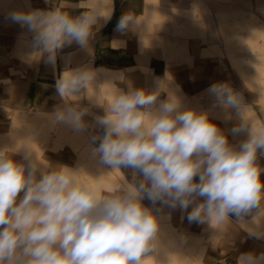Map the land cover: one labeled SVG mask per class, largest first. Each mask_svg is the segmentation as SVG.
I'll use <instances>...</instances> for the list:
<instances>
[{"label":"clouds","instance_id":"1","mask_svg":"<svg viewBox=\"0 0 264 264\" xmlns=\"http://www.w3.org/2000/svg\"><path fill=\"white\" fill-rule=\"evenodd\" d=\"M87 5L88 0L53 10L29 5L9 11L7 19L32 33V58L54 65L58 52L73 42L87 49L98 18H111L112 3L107 15L101 14L102 6ZM65 7L85 10L74 17ZM127 30L144 31L133 13L117 24V31ZM97 74L88 66L61 74L55 87L64 104L48 117L53 124L77 132L89 127L84 120L89 110L71 97L81 99L90 85L98 88ZM207 91L226 121L235 111L239 123L231 135L247 132L246 139L230 143L210 112L186 107L168 80L157 81L153 91L118 89L107 105L89 98L103 109L94 116L103 134L92 137L99 143L91 155L124 177L111 194L97 197L80 184L81 169L54 166L27 143L12 153L0 148V264H142L148 256L163 264L167 256L160 250L161 225L169 218L162 214L165 207L186 211L190 222L207 223L220 236V226L233 225L235 216L250 236L264 239V168L257 162L264 156V132L255 133L244 119L248 107L229 84L214 83ZM161 92L166 99H159ZM24 139L34 141V136ZM21 151L23 159L17 161L14 156ZM122 169L131 170L130 176ZM145 199L160 209L146 207ZM253 210L251 225L245 224L244 216ZM237 264H264V253H242Z\"/></svg>","mask_w":264,"mask_h":264},{"label":"rangeland","instance_id":"2","mask_svg":"<svg viewBox=\"0 0 264 264\" xmlns=\"http://www.w3.org/2000/svg\"><path fill=\"white\" fill-rule=\"evenodd\" d=\"M40 1L45 8L39 5L38 0H16L17 4L21 5L18 8L21 9H26L30 5L31 9L51 10L47 9L53 6L49 0L48 2H46V0ZM10 2L11 0H0V6L6 10ZM204 2L208 7V12L205 13L197 9L195 13L196 18L205 25L207 38L211 37V39L203 40L199 34L186 35L180 30L157 29L159 34L171 39L176 38L177 40H181L188 37L189 52L192 55L191 62L185 57L180 59L167 58L165 55L158 52V47L154 44L147 43L142 38V34L147 32V30L143 32L134 31L133 33L136 36L134 39L130 32H120L112 38L115 42H118L119 45H110L121 48L124 54L135 53L136 55L143 56L148 61L152 59L157 60L163 69L164 80L175 81L176 75L178 73H183L181 76L184 79L183 81L186 82V86L183 87L182 90L186 94L195 95L202 101L203 105L208 107L213 106L214 98L208 91H204L206 86L200 81H229L238 88L235 92L241 95L242 100H245V96L257 114L260 115V112L264 111V95L256 89L246 86L242 81L244 72H238L237 65L233 63V59L234 57L239 58L242 56L245 58L247 56V51L242 47L244 42L247 43L249 42L248 40H250L252 41L251 43H255L264 39V20L260 17H264V0H204ZM109 11L110 8L101 10V14L107 15ZM7 13L8 12L0 11V16L10 21L7 19ZM176 18L185 19L186 16L180 14L176 15ZM11 23L16 29L18 36L25 34L26 37L31 39L29 42H32V33H30L26 27H22L17 23ZM211 28L213 29L210 30ZM17 40H20V37H17ZM130 41L135 43L137 48L131 50L124 46ZM34 50L35 49L32 48L29 55H26L23 52L15 53V48L13 47L11 56L26 62H32L35 60L31 55ZM210 64L215 66H210ZM50 66L55 69V64H50ZM142 69L147 71L145 67H142ZM252 69L253 67L250 66L247 69L249 72L244 73V75H248L247 79L251 78L252 82L256 81L264 84V75L256 76ZM29 73L34 75L31 71ZM102 73L109 79H112L113 76H115V78L120 76V72H111L113 76L107 74L105 70H102ZM251 76H254L256 80H253L254 77ZM146 83L150 84L148 91H153L157 87V82L151 77L148 79L146 78ZM117 88L123 90L118 86ZM117 88L112 87L108 90L111 99L109 103L112 102L116 95L118 91ZM30 91L34 92L33 89H30ZM100 98L103 99L104 97L97 96V99ZM71 99L74 100L73 103L78 104L80 108L88 109V105L91 102L86 96H83L81 99L78 97H71ZM104 99H108V97ZM182 100L186 107L195 108V101L185 97H182ZM52 108V105L44 104L42 107L26 109L21 107L20 101L0 99V132L7 137V151H19L26 143L37 156L43 153L47 148L51 150L64 148V161L61 165H66L72 169H81L78 174V180L81 185L86 184L97 197L102 196L106 188L115 189L116 186L124 180V177L119 170L109 172L111 169L107 166L100 165L98 159L92 157L91 149L98 145L96 142L93 144L94 146H92V148L80 147V145H74L73 142L71 143L74 136L67 131L62 134H60V130L57 128H55V130L48 128L47 132L44 131L46 125L51 121L48 117L55 112ZM210 118L213 119V122H215L226 135L227 133H231L230 130L235 126L231 120L226 121L214 115H210ZM145 119L146 123L151 124L150 119ZM250 121L253 123L255 119H250ZM53 125L57 126V124ZM29 135L34 136V141L31 139H24V137ZM0 137L2 140L3 137ZM67 137L71 140L69 141ZM77 141L78 144H80L79 138H77ZM84 145L85 143H83V146ZM0 146H3L2 142H0ZM20 154L23 155V151H21ZM257 162H260V158H258ZM255 211L256 210H253L254 213ZM163 212H166L165 216L169 217L166 210H163ZM243 219H246V217ZM165 220L168 222L169 218ZM162 223H164V220ZM244 223L251 225V223H246L245 220ZM213 224L215 225V221ZM204 226L207 228L205 227L206 229L199 234L189 233L184 229L177 230L173 225H171V228L161 227V255L167 256V260L164 261L163 264H237V258L244 252L231 249V247L235 245L232 241L228 249H226V247H220L218 249L219 253L217 254V247L215 245L216 240L211 234L212 227L208 224ZM241 226L246 227L245 225ZM185 237H188V243L183 246L178 243L181 242L178 241V239ZM210 253H213V256H211ZM146 259L149 260L148 264H161V261L154 259L153 256L144 258L142 264H146Z\"/></svg>","mask_w":264,"mask_h":264},{"label":"crops","instance_id":"3","mask_svg":"<svg viewBox=\"0 0 264 264\" xmlns=\"http://www.w3.org/2000/svg\"><path fill=\"white\" fill-rule=\"evenodd\" d=\"M52 3V8H47L53 10L55 7H64L65 3L69 5H78L81 0H49ZM40 6H45L40 0H38ZM112 3V13L111 18L107 21L103 17L98 18V27H93V37L89 41V47L83 48L80 45L73 42L69 46H65L57 54V59L55 61V69L46 62V59L40 58L35 59L32 62H26L11 56V51L13 47L15 48V53H25L29 55L33 46L29 41L30 38L26 37L25 34L18 36L16 29L13 27L10 21L6 18L0 16V99H11L14 101H20L21 107L26 109H32L37 107H42L46 102L48 97L51 95H57L56 92V81L60 78L61 74L67 69H76L84 66H88L94 70H98L97 78L101 76L102 70L104 69L107 74L111 72H120L119 77L123 79H114V83L127 91L129 86L134 88H143L148 90L150 84L146 83V78L151 77L155 82L164 80V73L161 65L155 59L147 60L143 56L133 54H124L123 50L119 47H113L112 45H119L112 38L119 34L121 31H117V24L120 18L126 13L135 14L136 23L138 26L144 30H147L142 34V38L149 44H154L158 47L161 54L165 55L167 58H188L191 62L192 55L189 52V40L188 37L184 39L177 40L176 38H169L157 32V29L164 28L165 30L173 31H183L186 35L199 34L202 39H211V37L206 36L205 25L201 23L196 18L195 11L198 9L202 12L207 13L208 7L206 6L204 0H88L87 7L92 6H102L100 10L111 9ZM253 5V4H252ZM21 5H18L16 0H11L7 9H3L0 6V11L9 12L13 9H17ZM252 7V6H251ZM254 7V6H253ZM64 11H67L71 16L80 15L85 9L79 7H65ZM220 10V9H218ZM251 10V8H250ZM252 11V10H251ZM255 12V11H254ZM217 13V12H216ZM185 15V19H178L176 15ZM103 15V14H102ZM260 16V15H259ZM263 20L264 17L260 16ZM208 25V24H207ZM211 28L210 30H212ZM133 35V39L136 37L133 33L134 30H127ZM20 37V40H17ZM121 45V44H120ZM132 41L128 42L124 46L128 49L137 48V45ZM210 66H215L210 64ZM145 67L147 71L143 70ZM33 72L32 75L29 72ZM183 73H178L176 75L175 81H169L172 89L177 90V94L182 98H188L189 100L195 101V108L197 110L209 111L210 115L220 117L224 119V112L219 108H213L203 105L202 101L195 95L186 94L182 88L186 86V82L182 78ZM206 86L204 91L214 83H227L234 91L238 88L235 84L229 81L225 82L223 80H210V81H200ZM36 88V89H34ZM33 89L34 92H31ZM88 97H87V96ZM87 99L95 98L97 96L101 97L98 93V89L95 87L88 88L86 93ZM84 96V97H85ZM167 97V93L162 92L159 96L160 100H164ZM244 105L248 108L244 113V119L251 122L250 119H255L252 124L253 131L255 133L264 132V111L260 112V115L254 110V108L247 101L244 96ZM100 104L107 105L110 104L106 99H97ZM107 101V102H105ZM89 114L86 115L85 122L89 125L88 129L94 136L102 135L103 129L95 126L94 116L102 115L103 109L99 106L93 105L91 102L88 105ZM231 122L235 125L239 123V119L236 116L235 111H232ZM225 120V119H224ZM230 143L237 145L239 142L247 138V132L232 136L231 133H227ZM0 136L3 139L0 141L3 146L0 148H7L6 135L0 132ZM5 136V138H4ZM1 138V137H0ZM98 144L99 141L97 140ZM8 150V148H7ZM10 153L15 152L9 150ZM40 159H44L50 162L52 165H61L64 161V148L61 149H46L43 153L38 156ZM260 162L258 163L261 168H264V156L259 157ZM14 159L21 161L23 155L16 154ZM125 175L130 176L129 169H122ZM261 180H264V173L261 174ZM115 189H105L103 195L111 194ZM146 207H155L160 209V205L157 204L153 206L150 201L145 199L143 201ZM166 210L169 216V221L164 219L161 227L171 228V225L175 226L177 230L184 229L189 233H202L207 227L204 226L207 223L190 222L187 219V212L181 211L179 208L170 209L163 208ZM191 211V207L188 209ZM166 212H163L165 216ZM248 215L244 216L247 217ZM233 225H221L223 235L220 236L218 230L212 228V237L216 240V252L219 253L220 247H226L228 249L232 241L235 243L231 249L238 250V252L244 253H254L257 254L264 251V239H256L250 236L248 232L242 228L241 225L235 223L236 217L232 216ZM206 227V228H205ZM179 244L185 246L188 243V237L178 239ZM213 256V253H210Z\"/></svg>","mask_w":264,"mask_h":264},{"label":"bare ground","instance_id":"4","mask_svg":"<svg viewBox=\"0 0 264 264\" xmlns=\"http://www.w3.org/2000/svg\"><path fill=\"white\" fill-rule=\"evenodd\" d=\"M249 36V35H248ZM246 37V35H245ZM244 37V38H245ZM250 37V36H249ZM249 42H244V44L242 45V47L244 48L245 51H247V56L244 58L242 57H234L233 59V63H236L237 68H238V72H249L247 69L248 67L252 66L253 67V72L256 76H261L264 75V39L257 41L255 43H251L252 41L248 40ZM55 67V66H54ZM104 70V69H103ZM242 76V81L246 84L247 87L256 89L258 92L263 93L264 95V84L258 83L256 81L252 82V79H247L248 75H244ZM113 76V75H112ZM254 77V76H251ZM114 79L115 76L112 77V79L107 78V76L105 74H102L101 76H99L96 79V83L99 84V87L97 88L94 85H90L89 88H93L95 87L96 89H98V93L100 94L101 97H108V99H106L108 102L111 101L110 96L108 93V90L110 88H117V85L114 83ZM109 80L115 85H113L112 83H107L109 82ZM253 80H256V78L254 77ZM118 90V89H117ZM184 102V101H183ZM47 105H52L53 106V111H55L58 107L62 106L64 104V101L61 100V98L57 95H51L50 97H48L47 102L45 103ZM85 120V118H84ZM51 122V123H50ZM48 123V125H46V129L44 131L47 132L48 128H52L53 130H55V128H57L58 130H60V134H62L63 132L67 131L68 133H71L72 136H74V138H72L71 143L73 142L74 145H80V147H85V148H92V146H94L93 141H92V137L93 134L91 133V131L87 128L85 131L83 132H77L75 131L73 128H71L70 126L64 125V124H57L53 125L52 121H50ZM77 138L80 139V144H78ZM67 139H69V141L71 140L69 137H67ZM76 139V140H75ZM83 143H85V145L83 146ZM255 215V213L252 211L247 217L246 219H244L246 221V223H251L252 220V216ZM245 218V217H244ZM261 253H264V251H261L255 255H260ZM145 263L148 264L149 260L146 259Z\"/></svg>","mask_w":264,"mask_h":264}]
</instances>
